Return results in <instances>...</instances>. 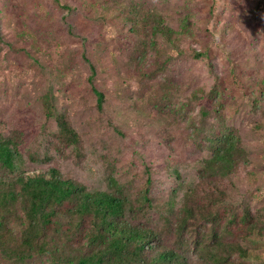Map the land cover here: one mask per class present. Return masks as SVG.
Segmentation results:
<instances>
[{
  "label": "rangeland",
  "instance_id": "rangeland-1",
  "mask_svg": "<svg viewBox=\"0 0 264 264\" xmlns=\"http://www.w3.org/2000/svg\"><path fill=\"white\" fill-rule=\"evenodd\" d=\"M157 12L178 46L154 34ZM48 96L79 145L62 137ZM0 133L25 169L122 185L145 203L137 221L191 264L215 230L247 249L232 260L264 264V0H0ZM223 133L237 144L229 174L209 163ZM187 201L196 215L180 225ZM247 209L258 235L231 219Z\"/></svg>",
  "mask_w": 264,
  "mask_h": 264
},
{
  "label": "trees",
  "instance_id": "trees-1",
  "mask_svg": "<svg viewBox=\"0 0 264 264\" xmlns=\"http://www.w3.org/2000/svg\"><path fill=\"white\" fill-rule=\"evenodd\" d=\"M152 17L154 34L161 33L174 47L178 46L180 31L166 23L167 16L157 12ZM193 54L200 56L202 52L194 49ZM96 92L102 105L104 94L98 89ZM46 105L48 113L56 116L65 141L77 145L79 134L66 114H55L49 96ZM232 136L223 133L216 137L218 144L209 161L219 163L225 174L235 165L237 144ZM20 160L16 144L0 133V166L4 169L0 173V250L8 264H30L44 256L52 264H191L186 253L167 243L159 229L137 221L146 214L145 203L137 199L135 204L122 185H115L113 190L89 188L64 177L56 167L30 171ZM111 180L117 184L115 178ZM147 190L145 199L150 202ZM173 208L164 213L170 227L175 222L171 218ZM183 209L180 225L196 215L188 201ZM231 219L246 235H258L249 209L240 217L233 214ZM224 235L215 230L210 241L205 237L198 242L204 257L198 264H238L231 259L234 252L249 255L241 244L229 242Z\"/></svg>",
  "mask_w": 264,
  "mask_h": 264
}]
</instances>
